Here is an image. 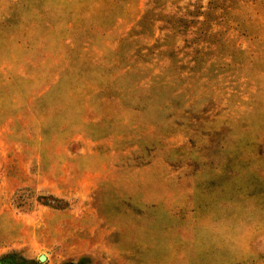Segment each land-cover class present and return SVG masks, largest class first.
Returning a JSON list of instances; mask_svg holds the SVG:
<instances>
[{
	"label": "rangeland",
	"instance_id": "rangeland-1",
	"mask_svg": "<svg viewBox=\"0 0 264 264\" xmlns=\"http://www.w3.org/2000/svg\"><path fill=\"white\" fill-rule=\"evenodd\" d=\"M0 212V264H264V0H0Z\"/></svg>",
	"mask_w": 264,
	"mask_h": 264
},
{
	"label": "water",
	"instance_id": "water-1",
	"mask_svg": "<svg viewBox=\"0 0 264 264\" xmlns=\"http://www.w3.org/2000/svg\"><path fill=\"white\" fill-rule=\"evenodd\" d=\"M40 260H41V261H45V260H46V257H45V256H41V257H40Z\"/></svg>",
	"mask_w": 264,
	"mask_h": 264
},
{
	"label": "crops",
	"instance_id": "crops-1",
	"mask_svg": "<svg viewBox=\"0 0 264 264\" xmlns=\"http://www.w3.org/2000/svg\"><path fill=\"white\" fill-rule=\"evenodd\" d=\"M0 217H1V212H0ZM0 229H1V228H0ZM1 235H4V233H3V234H1V231H0V236H1ZM0 248H1V247H0Z\"/></svg>",
	"mask_w": 264,
	"mask_h": 264
}]
</instances>
